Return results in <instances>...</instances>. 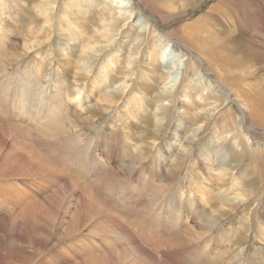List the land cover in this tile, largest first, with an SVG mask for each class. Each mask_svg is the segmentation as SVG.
Here are the masks:
<instances>
[{
  "label": "rangeland",
  "instance_id": "374dc122",
  "mask_svg": "<svg viewBox=\"0 0 264 264\" xmlns=\"http://www.w3.org/2000/svg\"><path fill=\"white\" fill-rule=\"evenodd\" d=\"M2 1L0 4V109L5 107L7 113L3 114L0 112V149L7 131L17 135L20 134L19 138L26 142L25 148L30 149L28 146L33 145L34 140L43 139L42 134L38 132L40 129V126H38L40 123L39 117L33 111V108L43 105V101L37 95H34L31 92V86L25 83L28 79V70L34 64L32 63L33 57L37 56L39 58V54L33 53L31 57L26 55L28 49L26 44H29L30 37L27 33L28 28H25V30L22 28L29 16L27 2L23 3V10H21L22 0ZM67 1L60 0V6H64V2ZM133 1L136 3V8L142 14V17L146 18L143 22L146 23L148 19L161 32L171 33L169 44H173L174 47L164 52L168 53L164 60H166V63H169V61L176 62L175 68L170 70L172 75L167 82L169 84L176 83L174 90L178 88L167 111L169 117L167 116V125L166 127L164 126L166 131L161 135L162 141L156 143L154 149L141 147L147 143L154 144L153 139L144 137L141 127L137 128V133L129 134L126 132L128 134L126 138L129 142L128 145H126V140L122 134L118 137H110L111 134H117L116 129L127 118L129 109H135L138 103L142 106L143 100L150 99L153 102V93L160 90L166 82L164 79L162 82L160 81L161 75L159 74L162 70L158 69L160 64L163 67L165 64L164 60L159 59L160 64L157 63L152 66L150 56L152 51L149 46H142L141 52L136 57V67L139 75L135 74L133 81L129 82V90L134 92L131 95L137 98L129 101L127 108H125L124 103L127 102L128 98L126 97L124 100L120 98L113 110L110 108L106 109L102 131L94 129L90 132L91 135L104 132V137L100 142L102 146L100 149L102 152L104 151V160L107 162L108 167H113V170L117 171L120 161L142 152L144 157L142 165L137 164L136 159L134 160L135 168L132 172L136 177L139 174H150L155 168L161 170L163 169L162 164H166L164 169L168 173L158 178L166 190L165 193H156L153 198L150 197L147 201H143L147 206L146 211L151 212L150 207H158L159 210L166 212L177 196L182 193L189 196L196 183L198 187L205 180H208L212 185L214 183L212 179L216 178L213 174L217 168V161H222L225 156L228 158L231 150H247L249 152L247 157L241 153L235 159L229 160L239 166L237 172L233 169L230 170L237 177L235 182L238 183V188L231 191L229 195L238 193L244 195V199L249 197L247 203L240 205L231 215H225L222 218L223 220L220 219L217 228L211 232V235H206L205 229L201 228V224L204 223V215L210 211L206 209L203 197L201 196V198L197 192L195 194V196L197 195V201L194 204H191V202L182 204L183 209L191 215L187 218H189V225L193 227L195 232L191 234L192 236H179V233L173 232L181 229L179 225L173 224L177 223L174 215H171V222L160 218L162 212L158 213L159 217H152L148 221H137V218L133 216L130 210L125 213L131 205L124 204L122 193L114 192L113 198H107L114 199L113 203L116 204L113 209H110L106 207L104 200L102 202L98 201L89 193L93 190L87 189V192L78 193L70 189L67 190L64 187V183L61 181L63 176L70 177L77 182L83 181L86 184L82 176L87 172L83 171L81 163H84L89 151L92 152L95 149L89 150V148H86L81 152L73 149L75 137L70 135L72 132L68 131L69 126L66 123L65 130H63L64 126H55L57 122L55 120L51 122L53 125L48 129L49 131L52 127L55 129L51 144L52 154L63 158L65 166H58L59 163L54 161L57 171L53 174V182L47 183L41 175L39 176L40 170L44 165L38 157L32 158L33 150H30L27 157L32 158L34 164L23 163L21 165L20 160L0 164V202H7L8 205L9 200L13 198L21 204L20 209L16 212L6 207L4 212H2L3 214L0 213V264H215L219 253L223 256V264L225 262V264H264V49L257 48L254 58L251 59L252 63L256 59L258 60L256 64L253 63V69L259 75L255 79H251L246 73L241 71L243 68L234 65L230 59L223 58L220 61L214 58L212 62L205 58L203 60L198 54L192 52L190 46L182 43L177 35H172V31L175 28L179 32L186 21L189 22L200 17L209 8L208 6L216 0H201L202 2L198 6L195 5H197L199 0ZM153 1L155 3H167V5L173 1L175 5L162 7L166 12L179 14L180 12L178 11H181L183 13L179 17L169 20L164 13L147 6ZM249 1L258 5L257 7H261L253 9L248 14L250 24L246 23L245 20L241 21L239 25L232 24V16H228L224 19L223 24L215 23L217 27L213 26L207 31H202L206 36L212 34V36H207V40L211 41L222 33H225L230 39H242L243 36L246 38L251 37L254 34L251 33L252 21L264 14V0ZM180 5L182 10L177 8ZM111 7L112 4L105 7V9ZM59 13L60 11H58ZM165 14L167 15L168 13ZM1 16H3L4 22L1 20ZM55 25H57V22H55ZM136 31L137 28L135 27L131 32L128 28H124V31L113 42L114 49L123 57L127 55L125 54L127 50H131L134 40L129 43V39ZM52 38L54 40L51 43ZM41 42L40 47H45L46 53H51L55 56L52 64L49 63V65L42 66L40 69L41 80L48 78L51 74L56 78L54 73L59 71L63 73L64 70H69L71 74L75 72V68L72 72L70 65H64L61 62L63 58L66 59L68 57L64 53L72 52L71 50H73L74 56L72 58L75 59L81 52V48L75 49L71 45L68 46V51L67 49L64 52L61 50L69 42L73 44V40L65 38V34L54 33L49 35V39L45 44L44 39ZM48 45H50V48H48ZM234 45L239 49L238 53L232 50L235 55L245 54L247 45L243 41L234 40ZM41 48L37 47V49ZM161 53L163 52L161 51ZM109 55L108 52L102 54V61L96 67L101 68L99 72L100 85L103 82L109 83L111 77L118 82L123 79L124 74H128L126 67V72L122 73L124 70L123 64H118L117 71L113 73L109 71L110 69L104 70L103 68L109 63ZM172 56H175V58L169 60ZM191 60L199 64L200 70L196 74H190V69L184 67L186 62ZM201 60L204 62L202 63ZM28 64L29 66H27ZM46 67L50 68L49 72L43 70ZM150 68L154 69V71L158 69V75H152V71L149 73ZM211 69L213 71H223L224 76L232 82V86L224 83L222 84L224 86H222L217 76L211 72ZM185 70H188L190 74V77L187 75L186 79L182 77V74L186 73ZM104 74H108L107 77H104ZM201 76L211 81L209 93L206 85L198 88L199 84H201ZM94 77L96 78L97 76L92 72L83 83L76 82L73 77H70V85L78 88L83 87L85 95L90 98L87 100L84 98L81 101V107L84 106L86 101H89L92 106H102V100L104 99L99 96L100 85L97 87L95 82V87L89 86L87 88L90 79L95 80L93 79ZM62 82L66 84L64 79L62 81L59 80L58 84L61 85ZM143 83H150L154 87L152 90L146 91L147 95L146 93L139 94L142 92ZM249 84H252L253 88H249ZM214 88L224 93L227 104L233 107L234 111L232 114H229V110H225L229 106L218 113L219 110L216 111L215 106L213 109L204 104L207 100H213L211 99L213 94L210 93H213ZM240 96L244 98L243 102L240 100ZM159 103V101L154 102L145 112L149 110L157 111ZM220 104V100L215 101V105ZM248 105L253 106V109L256 110L254 113L259 114L257 119L254 117V113L252 116H248ZM81 113L84 114L85 112L82 111ZM198 113L199 115H205V117L207 114L210 115L208 118L206 117L207 119L200 116L198 121L196 120ZM30 114L32 117L29 116ZM219 115H222V117H218ZM226 118H228V130L226 126H223ZM180 120L182 121V131H185L183 126L190 127L191 130L183 132L182 137L174 138L173 141L180 143L184 139L187 140L193 131H197L199 135L195 137L192 143V153L190 149L188 156L176 158L178 150L175 149L174 144H170L167 140H169L171 132L178 133L173 128L175 123ZM207 120H210V124L206 129L201 128ZM43 122L47 121L43 120ZM147 122L144 121L142 123ZM134 125L130 121L127 125L120 126V128L130 131V128ZM178 127L180 128L181 125ZM55 136H61V138H55ZM18 146L19 144L16 145L15 149ZM17 149L21 150V146ZM208 150L211 152L209 155H207ZM56 151H59V154ZM125 151L128 155L123 153ZM160 151H162V154ZM79 158L83 159L80 160ZM195 158H198V160L194 161ZM0 159L2 160L3 157L0 156ZM174 161L182 163V170L178 174L172 172ZM197 162L201 163V165L199 166ZM127 165L128 168L132 166L130 161ZM75 174L77 176H74ZM14 178L33 182L35 184L33 186L38 188L39 194L36 195L35 190L20 189V186L13 185L11 180H14ZM147 181L148 185L154 189L159 187V184L156 181L154 182L151 176L147 178ZM205 185L207 186V184ZM225 187L227 188L226 185ZM168 188L170 189L169 191H167ZM130 189L134 191V188ZM93 192L95 193V191ZM145 192V190H141L137 196L147 195ZM105 193L108 194L110 191L105 190ZM214 193L216 192L214 191ZM211 197L214 203L225 198L223 195L216 194ZM129 203L128 200L127 204ZM220 208H223V206L220 205ZM183 220L184 223L187 222V220ZM171 224L174 225L172 229L168 226ZM140 247L143 248V251H140ZM144 248L148 249L152 256H144L146 253ZM232 260H235L236 263Z\"/></svg>",
  "mask_w": 264,
  "mask_h": 264
},
{
  "label": "bare ground",
  "instance_id": "6f19581e",
  "mask_svg": "<svg viewBox=\"0 0 264 264\" xmlns=\"http://www.w3.org/2000/svg\"><path fill=\"white\" fill-rule=\"evenodd\" d=\"M202 1L199 0L197 5L195 6H198ZM2 2L3 1L0 0V4ZM24 2H27L29 16L27 17L26 24L23 26L22 29L25 30V28H28L27 33L30 37L29 44H26V46L28 47L26 55H29V57H31L33 53L36 55L39 54V58H37V56L33 57L32 63L34 64L32 65L34 67L30 65L32 67L28 70V79L27 81H25V83L29 84V86H31V92H33L34 95H37L41 101H43V105L33 108V111L36 113V115H38L40 120V123L38 125L40 126V129L38 132L42 134L43 139L39 141L33 139L34 144H29L30 146L28 147H30V149H28L27 147L26 149V142H23V140L19 138L20 134L17 135L16 133L7 131L3 140L2 147L0 149V156L3 157L2 160L0 159V164H4L5 162L10 163L12 161L17 160H20L21 165H23V163L34 164L32 162V158L38 157L44 165L43 168H41L40 170L41 173H39V176L41 175L43 180H45V182L47 183L52 181L54 177L53 174L57 171L55 166L56 163L54 161H57L59 163V165L57 164L58 166H65L63 158L52 154L53 149L51 148V144L52 138L54 137L53 131H55V129H53V127L50 129V131L48 129L50 128V126L53 125L51 124V122L56 120L57 122L55 123V126H64L63 130H65L66 123L69 126L68 131L72 132L70 133V135L76 138L75 139L73 137V149L79 152L84 151L86 148H89V150L95 149L92 150V152L89 151V153L86 155L84 163H81L83 171L87 172L82 176V178L86 181V184L83 181L77 182L71 179L70 177L68 178L66 176H63L61 181L62 183H64V187L67 190L70 189L78 193H83L85 191L87 192V189L93 190L96 194L93 191H90L89 193L98 201L102 202V200H104L106 207L110 209H113L116 204L113 203L114 199L107 198H113V194L115 193H122L121 195H123L122 199H124V204L131 205L130 208L125 211V213L130 210L133 213V216L137 218V221H148L152 217H159L160 215L158 216V213L162 212V216H160V218H162L164 221L171 222V215H174L175 219L177 220V223L174 221L175 223L173 224L179 225L181 229L180 231L174 230L173 232L179 233V236H190L191 234L195 233L193 231V227L189 225V218H187L191 215H189V213L183 209L182 204H189L190 202L191 204H194L197 201V195L195 196L197 192L200 197H203L206 209L210 211L206 215H204V223L201 224V228L205 229L206 235H211V232H213L215 228H217V224L220 219L224 218L225 215H231V213L233 211H236L240 205L247 203L249 197L244 199L245 196L240 195L238 193H233L229 195L231 191L238 188V183L235 182L237 180V177L230 170L233 169L236 170V172L239 170L238 164L229 160L235 159L238 155H241V153L243 156L247 157L249 155V152L247 150H231L230 156H228V158L225 156L222 161H217V168L215 173L213 174L216 178L212 179L214 181L212 185L210 184V182H208V180H205L202 185L198 187V184L196 183L194 185L195 188H193V191H191V194L189 196L185 195L184 193L177 196L175 201L171 205H169V209L166 210V212L163 210H159L158 207H150L151 212H149L146 211L147 206L143 201H147V199H149L150 197L153 198L156 193H165L166 190L163 188V184L161 183V181H159L158 178L159 176H164L168 173V171L164 169L166 164H162L163 169L161 170L155 168L150 174H139L136 177L135 175H133L132 172L135 168L134 160L136 159L137 164L140 165H142V163L144 162L143 153L139 152L136 156H129L123 159V161H120V163L118 164V170L114 171L113 167H108L107 162L104 160V151L102 152L100 149L102 148L100 142L104 137V132H99L97 135L90 134L91 130L94 129L102 131V123L103 119L106 117V109L110 108L111 110H113L117 106V102L120 98H123V100L126 99V97L128 98L127 102L124 103L125 108H127L129 101L135 100L137 98L131 95L134 92H132V90H129V82L131 80L133 81V76L135 74L139 75L138 69L136 67V57L138 53L141 52L142 46H149L152 51L150 53L152 60L151 65L155 66L157 63L160 64L159 59L164 60V58L168 54L164 52L169 51V49L174 47L173 44H169V41L171 39V33H168V35L163 31L161 32V30H158L156 26H154V23L152 21H149L148 19L146 20V23L143 22V20L146 18L142 17V14L136 8V3L133 0H68L67 2H64V6H60V0H22L21 10H23ZM160 3L163 2L155 3L153 1L151 2V4H147V6L156 9L160 13H164V15L169 20L179 17L180 15H182L181 13H183L181 11H178L180 12L179 14L171 13L169 11L166 12V10L162 7L175 5L173 1L169 2L168 5L167 3ZM111 4V8L105 9V7ZM257 6L258 5L250 2L249 0H216L213 4L208 6L209 8L206 9L204 13L200 15V17L189 22L186 21V23L182 25L179 32H177L175 28L172 31V35H177L182 43H185V45L190 46L192 52L198 54V56L200 58L202 57L203 60L209 59L212 62V59L214 58H217L220 61L223 58L230 59L234 65L243 68L241 69V71L246 73L251 79H255L259 75L256 74V71H254L253 69V63L256 64L258 60L256 59V61L252 63L251 59L254 58V54L257 48L264 49V14H262L258 18L256 17L255 20L252 21L253 24L251 25V33L254 34L249 38L243 36L242 39H230L225 33H222L220 36L209 41L207 40V36H212V34L206 36L202 33V31L209 30L211 27L215 26V23L223 24L224 19H226L228 16H232V24L239 25L241 24V21L244 20L246 23H249L248 14L251 13L255 8H261ZM177 8H179V10H182L181 5ZM58 11H60L59 14ZM165 13L168 14L166 15ZM1 20L4 22L3 16H1ZM55 22H57V25H55ZM33 23L34 25L32 26ZM134 27L137 28V31L133 34L134 39L133 36L129 39V43L134 40V42L132 43L133 45L131 47V50L126 51L125 54L127 55H124L125 57H123L119 52H116L113 47V42L117 39V36H119L124 31V28H128L131 32L132 29L134 30ZM54 33H59L61 35L65 34V38L73 40L74 42L73 44L69 42L68 44L64 45L65 47L61 49L63 52L64 50L66 51V49L68 51V46L70 45L72 48L74 47L75 49L81 48V52L76 56L75 59H73V50H71L72 52L68 51L67 53H64V55H67L68 57L66 59L63 58V61H61L62 64L64 63V65H70L72 72L75 68L74 73L71 74V71H63L61 69L63 73L60 71L54 73L56 75V78H54L53 74L50 73L51 75L48 78L41 80L40 69L42 68V66L49 65V63L52 64L53 58L55 57L54 54L50 53V55L49 53H46L45 47H40V44L42 43L41 40L44 39L45 44L49 39V35ZM254 35H257L258 37ZM53 40L54 39L52 38L51 43ZM234 40L243 41L247 45V47L245 48V54H234L233 51L237 53L239 52V49H237L234 45ZM253 44L255 45L253 48H251ZM37 47L41 49H37ZM48 48H50V45H48ZM161 51L163 53H161ZM105 52H108L110 55L108 56L109 63L105 68H103L104 70L110 69L109 71L113 73L117 71L118 64H123L124 70L122 71V73L126 72V67L128 74H124L122 77L123 79L118 82L111 77L109 83L103 82L100 85L101 79H99V72L101 71V68L96 67L102 61L101 56ZM174 58L175 56H172L169 58V60ZM203 60H201L202 63L204 62ZM164 62L165 64L163 65V67L160 64L161 69L159 68V66L158 69L162 70L159 74L161 75L160 81L162 82L164 79V81L166 82L160 90H157L155 93H153V102H151L150 99L143 100L142 106L140 103H138L135 109H129V111L127 112V118L121 123V125L119 124V128L116 129L117 134H111L110 137H118L120 134H122L123 138L126 140L128 136L127 133H137V128L141 127L142 134L144 135V137H148L154 140V144L147 143L142 145V148L150 147L154 149L155 144L162 141L161 135L166 131L164 126L166 127L167 125V111L170 108L171 102H173V97L176 95L175 91L178 88L177 87L174 90L176 83L169 84L167 82L170 79V76L172 75V72H170V70L175 68L176 62L169 61V63H166V60H164ZM27 66H29V64ZM184 67L190 69V74H196L200 70L199 64L193 60L187 61ZM43 70L49 72L50 68L46 67ZM157 70L154 71V69L152 70V68H150L149 73L150 71H152V75H158ZM185 71L186 73H183L182 77L186 79L187 75L190 77V74L188 70ZM92 72H94L97 77L93 78L95 80L90 79L92 77L89 78L90 82L88 83L87 88L89 86L95 87V82L97 87L100 85L99 96H102L104 99L102 100V106H92L89 101H86L89 97L85 95V89H83V87H73L69 83L70 77H73L76 82L83 83V81L86 80V78H88V76ZM211 72H213V74L217 76V79L219 82H221V85L224 83L226 85L232 86V82L229 81L226 76H224L223 71H213V69H211ZM104 75V77H107L108 74ZM200 78L201 84H199L198 88H200L201 86L204 87L206 85L208 90L207 92L209 93V89L211 88V81L206 80L203 76H201ZM63 79L64 81L66 80V84H63V82L61 85L58 84V81H62ZM248 86L249 88H253L252 84H249ZM153 88L154 87H152L150 83H143L142 92L139 94H145L147 90H152ZM210 94H213V97L211 96V99L213 100H207V102H205L204 104L212 108L215 106L216 111L219 110L218 113H220L221 111H223L224 108H227L229 106L227 104L224 93L214 88L213 93ZM84 98L86 99V103H84V106L81 107V101H83ZM218 100L221 101V104L215 105V101ZM240 100L243 102L244 98L240 96ZM158 101L160 103L157 105V111L149 110V113L147 111L145 112L146 109H149L150 105ZM248 109V116H252L253 113L256 111L253 109V106L250 105H248ZM225 110H229V114H232V112L234 111L232 106H229ZM82 111H84L85 113L82 114ZM0 112L4 114L7 113V110L5 107H2L0 109ZM209 115L207 114L206 117L208 118ZM29 116H31V114ZM200 116L207 119L205 115H199L198 113L196 120L199 121ZM220 116L222 117V115H219L218 117ZM258 116V113H254V117L256 119ZM143 117L145 118L143 119ZM43 120H46L47 122H43ZM130 121L135 124L134 126H132V128H130V131H126L123 128H120V126L124 124L127 125ZM144 121L148 122L142 123ZM209 121L210 120H207L205 124L203 123L204 125L201 128L206 129V127L210 124ZM227 123L228 118H226L225 123L223 124V126H226L228 130L229 126H227ZM179 125H181L180 128L178 127ZM183 128L185 131H182L181 120L175 123V127L173 129L174 131H178V133L175 134L171 132L170 138L169 140H167L170 144H174L175 149L178 150L176 158H183L188 156L190 149L192 153V143L195 140V137H198L199 135L197 131H193L192 134L189 135L187 140L184 139V141L180 143L173 141L174 138L182 137L183 132L185 133L191 130L190 127L187 128L186 126H183ZM10 137L12 138L10 139ZM55 138H61V136H55ZM128 143L129 142L126 140V145H128ZM17 144L21 146V150L17 149L19 146L15 149ZM30 150L34 151L32 158L27 157V155L30 153ZM56 153L59 154V151H56ZM123 153L125 155H128L126 151ZM160 153L162 154V151H160ZM210 153V150H208L207 155H209ZM217 158L213 159L218 160ZM79 159L82 160L83 158ZM197 160L198 158H195L194 161ZM129 161L130 165H132L131 168H128L127 165ZM100 163L102 164L100 165ZM174 163L175 164L172 168V172L174 174H178L182 170V163L178 161H174ZM201 163L205 164L203 162ZM201 163L197 162L199 166L201 165ZM127 171H129L130 173ZM74 176H77V174H75ZM149 176L152 177V180L154 182L156 181L159 184L158 188L154 189L153 187L148 185L147 178ZM11 181H13V185L20 186V189L23 188L25 190H35L36 195L39 194L38 188L33 186L35 185L33 182H27V180L25 179L19 180V178H14V180ZM205 184H207V186ZM225 185L227 186V188H224ZM130 188H134L135 192ZM105 190L110 191V193L106 194ZM141 190H145V193H147V195L145 194V196L141 195L138 197V192H140ZM169 190L170 189L168 188L167 191ZM213 190L216 193H214ZM207 191L209 192L207 193ZM110 194H112L113 196ZM215 194L223 195L225 196V198L221 201H217L216 203H214L211 196ZM128 200L130 202L129 204H127ZM220 205L223 206V208H220ZM6 207L16 212L20 209L21 204L13 198L9 200L8 205L7 202L1 201L0 213L4 212ZM144 215H146V217H144ZM183 219L187 220V222L184 223ZM168 226L171 227V229L174 227V225L172 224ZM144 249L146 250L144 256H152V253L148 249ZM140 251H143L142 247H140ZM231 256L232 258H234L233 255ZM222 257L223 256H221V253H219L217 260H215V264H223ZM232 261L234 262L235 260Z\"/></svg>",
  "mask_w": 264,
  "mask_h": 264
}]
</instances>
